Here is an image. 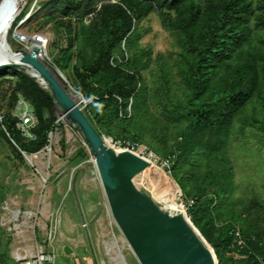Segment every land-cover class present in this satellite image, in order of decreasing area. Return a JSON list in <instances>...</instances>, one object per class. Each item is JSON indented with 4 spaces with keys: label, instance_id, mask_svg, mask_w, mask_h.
<instances>
[{
    "label": "rangeland",
    "instance_id": "374dc122",
    "mask_svg": "<svg viewBox=\"0 0 264 264\" xmlns=\"http://www.w3.org/2000/svg\"><path fill=\"white\" fill-rule=\"evenodd\" d=\"M56 1L16 0L15 17L2 29L7 53L31 48L30 41L15 39L16 31L46 38L42 61L80 103L108 145L112 147L115 139L130 140L147 155L144 172L133 177L137 187L163 210L182 215L214 254L213 264H242L232 254H222V241L216 253L205 234L212 223L223 221L245 230L251 203L264 212V130L254 120H264V68L258 60L263 49L258 40L264 33L262 26H254L252 17V33L232 60L247 64V73L256 75L259 88L223 129L192 134L187 113L195 105L181 76L185 50L163 24V13L174 14L173 10L155 9L138 18L142 6L138 8L139 0L133 1L129 11L139 36L129 44L121 41L111 52V67L126 73L116 76L105 59L95 71L90 66L99 48L97 10L103 2L119 0H96L95 10L82 19L76 13L65 16ZM255 13L264 14L259 8ZM64 53L69 55L66 61ZM17 71L38 82L26 70ZM222 75L221 71L214 80ZM0 79L2 115L14 110L10 91L15 77L8 72ZM129 80L135 86L125 96L128 88L120 84ZM118 89L124 95L113 94ZM110 92L115 101L108 100ZM44 114L51 126L47 144L30 154L8 141L0 125V264L19 249L25 253L36 242L48 249V243L55 241L60 245L78 241L98 264H140L112 218L92 151L79 127L55 104ZM191 199L196 201L194 208H186ZM206 205V213L197 211ZM212 235L218 238L220 234L215 230Z\"/></svg>",
    "mask_w": 264,
    "mask_h": 264
},
{
    "label": "trees",
    "instance_id": "16d2710c",
    "mask_svg": "<svg viewBox=\"0 0 264 264\" xmlns=\"http://www.w3.org/2000/svg\"><path fill=\"white\" fill-rule=\"evenodd\" d=\"M84 1L86 4H83ZM133 1L119 0L100 4L97 10L99 25L95 30L99 48L92 54L93 62L90 67L93 71L99 69L102 66V59H105L107 68L111 69L116 76L120 73L126 74L118 67H111L109 58L113 49L121 41L129 44L139 36L134 16L129 11ZM57 2L63 6L65 16L76 13L81 19L85 14L94 11L96 7V0H57ZM140 5L142 8L138 11V18L155 9L165 8L174 11V14L167 11L162 16L164 26L174 32L179 44L185 50V53L181 55L183 62L181 76L185 86L190 90L189 99L195 105V108L187 113L188 132L217 133L230 122L234 114L259 88V84L255 83L256 75L250 71L247 73V64L239 60L232 63V60L252 33L253 27L250 23L252 17L255 20L254 26H262L264 29V14L255 13V8L261 9L264 13V0H257L255 5L253 0H203L202 2L198 0H139L138 8ZM82 8L83 12H80ZM11 23L12 21L9 24ZM66 32H71L69 25ZM258 40L263 46L258 60L264 68V33L258 35ZM68 57L69 55L64 53L62 60L66 61ZM221 71L223 75L214 80ZM8 72L15 77L10 96L15 101L16 92H20L27 98L38 121L33 128V139H27L21 135L15 125L16 118L12 115L13 111L1 115L0 125L7 133L6 135L3 132V136L8 141L11 140L21 151L30 154L47 144V134L51 131V126L44 113L46 109L53 106L54 102L49 91L44 90L34 78L16 69H7V71L0 69V76ZM122 86L128 88L125 96H129L135 86L134 80L121 83L120 88ZM113 94L124 95L120 89ZM134 98H138V94H135ZM96 99L103 100V97ZM108 100L115 101L112 94L109 95ZM254 120L258 121L260 128L264 130V120ZM208 202L211 203L212 198H209ZM195 204L196 201L193 200L189 209L194 208ZM207 208L208 205L199 206L197 211L206 213ZM246 211L250 220L245 230L239 226L241 234L247 239L248 246L254 252L264 255V224L260 222L262 220L264 223V212L256 203H251ZM232 225L231 221L212 223L209 232H206L205 237L212 243L216 253L219 252L221 241L223 242L222 254L231 252ZM215 230H218L220 234L218 238L212 235ZM251 236H255V239L251 240ZM243 252L247 253V249ZM238 260L242 264L245 263L242 259ZM247 260L251 261L252 257H248Z\"/></svg>",
    "mask_w": 264,
    "mask_h": 264
},
{
    "label": "water",
    "instance_id": "95a60500",
    "mask_svg": "<svg viewBox=\"0 0 264 264\" xmlns=\"http://www.w3.org/2000/svg\"><path fill=\"white\" fill-rule=\"evenodd\" d=\"M4 1L0 0V11ZM36 40L42 37L36 36ZM30 43L29 50L15 49L12 61H0V69L26 70L24 65L28 64L61 113L79 127L92 151L112 218L139 263L213 264L214 254L182 215L163 210L135 184L133 177L144 172L147 160L132 151L107 146L70 91L42 61L40 47L32 40ZM64 251L70 253L68 246Z\"/></svg>",
    "mask_w": 264,
    "mask_h": 264
},
{
    "label": "built area",
    "instance_id": "2783aa9c",
    "mask_svg": "<svg viewBox=\"0 0 264 264\" xmlns=\"http://www.w3.org/2000/svg\"><path fill=\"white\" fill-rule=\"evenodd\" d=\"M21 21H23V18L20 19V22ZM14 36L19 42L28 40V36L26 34L20 33L18 31L15 32ZM84 100L85 99H82V101ZM77 103L80 105L79 102ZM12 115L16 118L15 125L20 131L21 135L27 139H33V128L37 124L38 119L29 100L25 98L20 92H16ZM111 145L115 150H129L139 154L144 158H147V155L143 153V151H138V144L130 140L115 139L112 141ZM192 204L193 199L187 200L186 208ZM230 235V253L233 255V257L244 260V264H264V255L254 252L248 246V241L242 236L239 225L233 223L230 230ZM254 239L255 236H251V240ZM244 249H247V253L243 252ZM248 257H252V260L248 261ZM15 260L17 264H52L54 261V254L52 251L45 248L43 244L36 242L30 250L26 251L25 253L17 254Z\"/></svg>",
    "mask_w": 264,
    "mask_h": 264
},
{
    "label": "bare ground",
    "instance_id": "6f19581e",
    "mask_svg": "<svg viewBox=\"0 0 264 264\" xmlns=\"http://www.w3.org/2000/svg\"><path fill=\"white\" fill-rule=\"evenodd\" d=\"M4 7L3 9L0 11V61H12V57H14V53L13 51L11 53H7V49L5 47L4 44V39H3V33H2V29L3 27L10 22L14 17H15V4H16V0H5L4 1ZM19 14V13H18ZM28 41L32 40L33 42H35L39 47H40V57L43 55H46V44H47V40L46 38L42 37V40H36V37H28L27 38ZM24 68L26 69L27 72L30 73V75H32L33 77H35L36 79L40 80L38 81L43 87L44 84L42 83V79L39 77V75L37 74V72L31 68L28 64L24 65ZM104 143L108 145V141L105 139ZM29 159V157H27ZM93 163L96 166L95 160L94 158H92ZM175 208L178 207V205L174 206Z\"/></svg>",
    "mask_w": 264,
    "mask_h": 264
},
{
    "label": "crops",
    "instance_id": "0c3cea01",
    "mask_svg": "<svg viewBox=\"0 0 264 264\" xmlns=\"http://www.w3.org/2000/svg\"><path fill=\"white\" fill-rule=\"evenodd\" d=\"M48 244V249L53 252L56 259L52 264H98L94 255H88L78 241L74 245H60L57 241L49 242ZM65 246H68L70 253L64 251ZM17 254H21L20 249L6 258V264H17L15 260Z\"/></svg>",
    "mask_w": 264,
    "mask_h": 264
}]
</instances>
